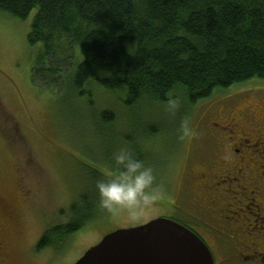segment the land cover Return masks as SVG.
<instances>
[{
    "label": "trees",
    "instance_id": "obj_1",
    "mask_svg": "<svg viewBox=\"0 0 264 264\" xmlns=\"http://www.w3.org/2000/svg\"><path fill=\"white\" fill-rule=\"evenodd\" d=\"M33 12L27 42L41 45L43 54L31 77L47 91L59 83L63 97L82 99L88 110L101 92L133 116L176 99L189 111L215 92L264 82V0H0V13L14 19ZM117 116L105 109L99 128L113 127ZM143 131L144 147L133 148L150 165L143 150L156 136ZM71 210L75 218L47 228L40 247L61 249L101 215L97 200L87 205L90 216L80 215L76 204Z\"/></svg>",
    "mask_w": 264,
    "mask_h": 264
},
{
    "label": "rangeland",
    "instance_id": "obj_2",
    "mask_svg": "<svg viewBox=\"0 0 264 264\" xmlns=\"http://www.w3.org/2000/svg\"><path fill=\"white\" fill-rule=\"evenodd\" d=\"M33 15L20 21L0 13V108L4 112L0 115V195L12 202L10 209L17 216L12 222V235L19 244H31L47 228L74 219L73 204L80 215L90 216L86 208L97 200V174L104 175L106 161L119 147L134 151V145L143 146V130L152 129L156 136L147 142L149 147L143 150V156L154 168L165 194H172L197 158L198 129L212 119L209 109L221 112L225 99L231 98L239 107L264 102V82L253 81L215 92L189 111L176 99L179 106L174 113L168 106H158L145 115L133 116L101 92L95 94V109L88 110L82 99L63 97L59 83H50L47 91L31 77L32 66L43 54L41 45L27 42ZM64 57L61 53L60 61ZM61 66L66 70L70 67L68 62ZM109 107L119 117L113 127L100 129V113ZM184 120L188 121L187 134L181 131ZM82 196L88 197L86 205L80 201ZM159 206L136 223L101 212L97 220L64 240L57 254L60 264H75L116 230L139 227L166 216Z\"/></svg>",
    "mask_w": 264,
    "mask_h": 264
},
{
    "label": "flooded vegetation",
    "instance_id": "obj_3",
    "mask_svg": "<svg viewBox=\"0 0 264 264\" xmlns=\"http://www.w3.org/2000/svg\"><path fill=\"white\" fill-rule=\"evenodd\" d=\"M225 100L198 129L197 158L180 187L158 204L162 218L207 247L213 264H264V102ZM11 203L0 195V264H60L58 249L40 247L43 235L14 240Z\"/></svg>",
    "mask_w": 264,
    "mask_h": 264
},
{
    "label": "water",
    "instance_id": "obj_4",
    "mask_svg": "<svg viewBox=\"0 0 264 264\" xmlns=\"http://www.w3.org/2000/svg\"><path fill=\"white\" fill-rule=\"evenodd\" d=\"M75 264H213V260L194 234L159 218L106 235Z\"/></svg>",
    "mask_w": 264,
    "mask_h": 264
},
{
    "label": "clouds",
    "instance_id": "obj_5",
    "mask_svg": "<svg viewBox=\"0 0 264 264\" xmlns=\"http://www.w3.org/2000/svg\"><path fill=\"white\" fill-rule=\"evenodd\" d=\"M178 106L177 100L168 102L173 113ZM181 131L187 134V120L181 122ZM95 191L102 213L130 223L142 221L165 195L154 168L138 159L128 146L113 152L104 178L95 182Z\"/></svg>",
    "mask_w": 264,
    "mask_h": 264
}]
</instances>
